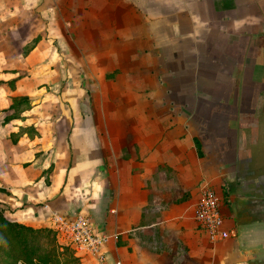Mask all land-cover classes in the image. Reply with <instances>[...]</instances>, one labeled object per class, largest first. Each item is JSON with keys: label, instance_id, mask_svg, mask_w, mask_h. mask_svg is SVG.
<instances>
[{"label": "crops", "instance_id": "crops-1", "mask_svg": "<svg viewBox=\"0 0 264 264\" xmlns=\"http://www.w3.org/2000/svg\"><path fill=\"white\" fill-rule=\"evenodd\" d=\"M55 1L54 11L44 8L46 31L26 53L37 34L16 36L20 67L32 75L42 68L46 84L37 89H57L59 103L49 110L44 97L23 119L0 121L5 216L50 226L54 210L88 214L110 239L104 262L85 255L80 264H264V196L249 192L246 180L235 183L240 189L224 186L209 135L212 108L249 72V0H73L69 18L59 14L66 0ZM23 19L0 23V41L3 28L19 31ZM23 79L8 85L15 95L26 94ZM186 90L198 101L187 115L172 108L182 101L170 99ZM21 125L37 133L13 142ZM203 181L222 197L232 231L224 240L210 241L193 219Z\"/></svg>", "mask_w": 264, "mask_h": 264}, {"label": "flooded vegetation", "instance_id": "flooded-vegetation-1", "mask_svg": "<svg viewBox=\"0 0 264 264\" xmlns=\"http://www.w3.org/2000/svg\"><path fill=\"white\" fill-rule=\"evenodd\" d=\"M249 2L254 16L244 59L249 74L231 89L228 100L212 108L216 114L209 135L225 170L224 186L240 189L237 182L246 180L249 192L264 196V0Z\"/></svg>", "mask_w": 264, "mask_h": 264}, {"label": "rangeland", "instance_id": "rangeland-1", "mask_svg": "<svg viewBox=\"0 0 264 264\" xmlns=\"http://www.w3.org/2000/svg\"><path fill=\"white\" fill-rule=\"evenodd\" d=\"M48 1V0H47ZM22 2V3H21ZM44 2V3H43ZM16 3H21L19 6L21 7V9L19 10V12H14L11 9V7L13 8L14 5ZM66 3V4H65ZM63 5V10L61 11L59 8V14L60 13H64V15L66 17H70V14L72 12V2H69V0H66ZM16 4V5H18ZM74 4V3H73ZM50 5V6H49ZM54 5H56V1L55 0H51L50 3H47L46 0H23V1H18V0H0V23L2 24H9V22L11 20H14L16 18L22 17V19L26 18L27 15L29 14H33V18L30 19L28 18L27 22H31V26H29L28 28L26 27L27 22L23 19V26L19 27V31H17V27L12 28L9 25L6 26L7 28H3V32H7V38L4 37L2 41H0V121L2 120V118H4L5 115L9 114L10 111L6 110L5 106L6 103H9V97L12 95H15L16 93L12 92L11 89L8 86L7 81L10 80L9 78H12L11 71H17L18 73H16V77H23L24 76V81L22 82V84H20V90L26 94H29L31 96V100L33 102V104H39L41 102V100L46 97V101H50L52 102V105H48V109L52 110V106L56 103H59V97H58V90L56 89L53 92H50L49 89L45 90L44 88L41 89H37V87L42 86L44 83L42 81L39 82L42 73H43V69H39V71L37 72V75H32L31 70L27 71L26 69H23L21 66V63L24 61L22 56H21V50L22 48L19 47V43L17 42L18 39L24 35L25 33H27V29L30 31L29 33L31 34H37L34 36V38L37 37V40L43 35V32L46 31V27L44 28V24H43V14H44V8L45 10L47 8H49L50 10L54 11ZM59 5V4H58ZM57 7V6H56ZM60 7V5H59ZM58 9V8H57ZM247 12V11H246ZM246 12H244V15L247 16ZM249 14V13H248ZM248 24L252 27L253 26V22H254V16L253 14H251V18L248 17ZM11 24V23H10ZM53 28H55V22L52 23ZM69 29L73 30V27H66L65 30L67 31V33L69 34ZM8 30V31H7ZM56 30V29H55ZM23 31V32H22ZM15 35V36H13ZM16 36H17V41H16ZM10 39L13 38V41L11 42ZM33 38V39H34ZM245 40H247V38H244V46H245ZM28 44V43H27ZM57 45V44H56ZM55 45V46H56ZM66 45V44H65ZM28 45H25L23 47L26 49ZM244 48V47H243ZM40 50L43 49V46L39 47ZM72 62H75V59L71 58L70 59ZM29 76V77H26ZM46 84V83H45ZM53 93V95H52ZM194 94L198 93V92H193ZM192 93L190 92V90H186L184 91L182 97L180 99L178 95L176 96H171L170 95V99L172 101H174L175 103H177L178 100L182 101L179 104H184V107H179L178 103L172 105L173 110L176 112L178 111L179 113L182 114H186V111L184 110V108L187 109V107H191L193 105L197 104V100L196 101H192L196 99V95L193 96L191 95ZM21 95V94H20ZM178 96V98H177ZM181 96V95H180ZM172 97V98H171ZM198 98V97H197ZM191 105V106H190ZM40 108V107H38ZM56 112L52 111V114H55ZM37 114H41L40 112H37ZM28 117H31L32 115H27ZM17 118H21L23 119L24 116L21 115V117H17ZM4 121V120H3ZM18 122L20 123L21 121L19 119H14L13 120V125L18 124ZM25 127L23 125L19 126L18 129H16L15 132L19 131L20 128ZM24 129V128H23ZM29 132V134L33 135V131L30 128H26ZM28 134V133H27ZM4 148H6V146H3ZM0 208L3 209L2 205L0 204Z\"/></svg>", "mask_w": 264, "mask_h": 264}, {"label": "trees", "instance_id": "trees-1", "mask_svg": "<svg viewBox=\"0 0 264 264\" xmlns=\"http://www.w3.org/2000/svg\"><path fill=\"white\" fill-rule=\"evenodd\" d=\"M36 41L37 37L26 44L28 46L23 53L33 47ZM15 79L7 81L11 88H14ZM31 105L32 100L27 94L10 96L9 104L5 108L10 113L3 120L21 117L22 112ZM27 127L32 129L33 134L37 133L35 126L26 125L17 132L12 131L11 140L16 142L23 132L29 134ZM0 190L5 191L1 186ZM0 264H80V258L71 247L57 241L55 231L50 226H33L10 219L0 208Z\"/></svg>", "mask_w": 264, "mask_h": 264}, {"label": "built area", "instance_id": "built-area-1", "mask_svg": "<svg viewBox=\"0 0 264 264\" xmlns=\"http://www.w3.org/2000/svg\"><path fill=\"white\" fill-rule=\"evenodd\" d=\"M192 210L197 227L210 241L224 240L231 235V229L224 224L222 197L209 182L200 183ZM50 227L55 231L57 241L71 247L79 258L90 255L99 262L106 260L104 251L110 236L96 232L88 214L67 215L54 210ZM115 264L120 262L117 260Z\"/></svg>", "mask_w": 264, "mask_h": 264}, {"label": "water", "instance_id": "water-1", "mask_svg": "<svg viewBox=\"0 0 264 264\" xmlns=\"http://www.w3.org/2000/svg\"><path fill=\"white\" fill-rule=\"evenodd\" d=\"M258 201L260 202V205H264V197L263 198H258Z\"/></svg>", "mask_w": 264, "mask_h": 264}]
</instances>
